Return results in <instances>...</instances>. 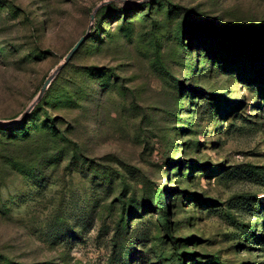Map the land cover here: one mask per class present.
I'll return each mask as SVG.
<instances>
[{
    "label": "rangeland",
    "instance_id": "1",
    "mask_svg": "<svg viewBox=\"0 0 264 264\" xmlns=\"http://www.w3.org/2000/svg\"><path fill=\"white\" fill-rule=\"evenodd\" d=\"M104 1L0 0V123L96 10L0 131V264H264V0Z\"/></svg>",
    "mask_w": 264,
    "mask_h": 264
},
{
    "label": "trees",
    "instance_id": "2",
    "mask_svg": "<svg viewBox=\"0 0 264 264\" xmlns=\"http://www.w3.org/2000/svg\"><path fill=\"white\" fill-rule=\"evenodd\" d=\"M91 34L92 33L90 32L89 36L87 37V39L82 44H84L91 37ZM20 61L21 62H25V59L24 60H20ZM44 95L41 98L40 102L36 103V105L34 107H37L43 101ZM31 113L28 114V116L23 120L22 123H28V122L32 121L31 118H30ZM15 126H16V124L9 125V126H6V127L0 126V131L6 132V131L11 130ZM88 165L90 166L91 171H89V172L91 174H95V176H100L101 175V177H100L101 185L104 186L105 189L107 190V192H109V193L114 188V181H113L112 177L113 176H119V177H116L118 179V182H120V187H119L120 188V190H119L120 193H119L117 198H118V203H119V209H120V212H121L120 216H119V221L122 220L123 219L122 216H123L124 212H126L129 208H133V206H134V203L132 202L133 197H134L133 196V191H132L133 189L130 186V183L125 179L124 175H121V174H119L116 171L110 170L109 167H105V166L98 167L96 164H93L92 162H89ZM93 168H94L95 171H92ZM100 169H101V172H98V171H100ZM127 171L130 174H134L133 171L131 170V168H127ZM128 192H131V194H130V196L127 197L125 195H127ZM157 199H158V205H161L162 204V195H161V193L158 194V198ZM161 220H162L161 225L163 227V230L165 231V233L168 236L169 240L172 243L175 244L178 240L175 237H173L171 232H170V224H169L170 223V219H169V211H168L167 205H166V209H165L163 215H161ZM122 236H124V235H122ZM175 256H176L177 264H184L185 258H187V257L183 256L182 254H176Z\"/></svg>",
    "mask_w": 264,
    "mask_h": 264
},
{
    "label": "water",
    "instance_id": "3",
    "mask_svg": "<svg viewBox=\"0 0 264 264\" xmlns=\"http://www.w3.org/2000/svg\"><path fill=\"white\" fill-rule=\"evenodd\" d=\"M147 1V0H145ZM112 0H107L102 2L98 8H100L101 6H104L106 4L111 3ZM144 1H138L135 2V5L140 4ZM95 12L96 10L90 14V25L86 31V33L84 35H82L74 44L73 46L69 49V51L66 53V55L61 59V61L59 62V64L56 66V68L54 69V71L48 75L46 77V79L44 80L42 86L40 87L36 97L33 99V101L28 105V107L26 108V110L16 119H10L7 121H3L0 123V126L2 127H6L9 125H13V124H17L21 121H23L28 114L30 113V111L33 109V107L36 105V103H38L41 98L43 97V95L45 94L47 88L49 87L51 81L53 80V78L56 76V74H58L62 68L72 59V57L74 56V54L78 51L79 47L82 45V43L87 39V37L89 36L90 32H91V28H92V24L95 18Z\"/></svg>",
    "mask_w": 264,
    "mask_h": 264
}]
</instances>
